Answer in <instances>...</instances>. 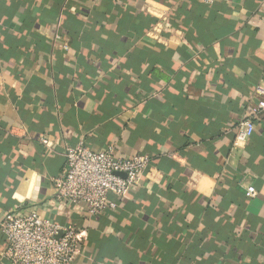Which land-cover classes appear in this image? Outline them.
Returning <instances> with one entry per match:
<instances>
[{
	"label": "crops",
	"instance_id": "obj_1",
	"mask_svg": "<svg viewBox=\"0 0 264 264\" xmlns=\"http://www.w3.org/2000/svg\"><path fill=\"white\" fill-rule=\"evenodd\" d=\"M257 85L264 0H0V220L83 231L75 264H264ZM78 143L150 157L115 210L55 199Z\"/></svg>",
	"mask_w": 264,
	"mask_h": 264
},
{
	"label": "built area",
	"instance_id": "obj_2",
	"mask_svg": "<svg viewBox=\"0 0 264 264\" xmlns=\"http://www.w3.org/2000/svg\"><path fill=\"white\" fill-rule=\"evenodd\" d=\"M212 4L215 0H202ZM55 41L60 40L58 34ZM67 50V45H62ZM256 103L249 118L236 123V142L246 141L254 133L255 120L264 116V85L253 90ZM47 145L46 140H40ZM63 175L54 181L55 199L71 205H84L88 218L113 211L118 202L148 171L150 157L136 154L119 157L109 147L95 152L78 143L65 150ZM253 187L245 190V197L253 198ZM0 235L4 243L1 257L7 264H75L85 233L76 228L61 226L44 219L38 213L28 215L6 214L0 220Z\"/></svg>",
	"mask_w": 264,
	"mask_h": 264
}]
</instances>
